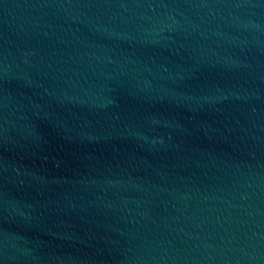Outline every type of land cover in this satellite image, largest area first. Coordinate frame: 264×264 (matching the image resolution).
<instances>
[{"label":"water","instance_id":"obj_1","mask_svg":"<svg viewBox=\"0 0 264 264\" xmlns=\"http://www.w3.org/2000/svg\"><path fill=\"white\" fill-rule=\"evenodd\" d=\"M0 264H264V0H0Z\"/></svg>","mask_w":264,"mask_h":264}]
</instances>
